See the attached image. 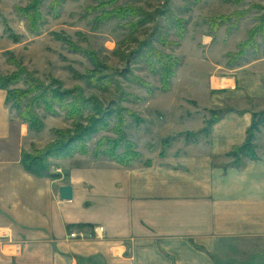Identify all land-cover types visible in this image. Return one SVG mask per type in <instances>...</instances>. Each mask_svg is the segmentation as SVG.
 I'll return each instance as SVG.
<instances>
[{
  "label": "crops",
  "instance_id": "0c3cea01",
  "mask_svg": "<svg viewBox=\"0 0 264 264\" xmlns=\"http://www.w3.org/2000/svg\"><path fill=\"white\" fill-rule=\"evenodd\" d=\"M244 61L212 68V84L228 75L236 89L221 95L210 83L203 107L169 112L181 132L206 137L170 140L130 166L90 151L51 158L48 174L28 170L24 154L46 152L58 124L42 117V130L31 129L0 88V264H264V148L239 165L229 155L254 123L250 101L264 102V58ZM223 96L238 105L209 125L203 110ZM166 123L156 124L175 130ZM63 185L72 200L60 198ZM75 230L90 236L71 238Z\"/></svg>",
  "mask_w": 264,
  "mask_h": 264
},
{
  "label": "rangeland",
  "instance_id": "374dc122",
  "mask_svg": "<svg viewBox=\"0 0 264 264\" xmlns=\"http://www.w3.org/2000/svg\"><path fill=\"white\" fill-rule=\"evenodd\" d=\"M36 6L34 0H0V77L11 81L6 88L0 83V88L8 99L16 91L29 94L19 102L21 111L16 100H8L20 118L36 99L47 96L48 88L54 94L65 91L66 106L84 102L85 111L72 119L60 105L53 106V114L40 102L31 109L41 119L52 116L66 132L59 135L55 130L56 142L71 137L77 144L83 129L95 128L84 133L89 153L99 145L111 147L109 140L122 141L121 153L131 141L140 161L164 154L170 140L177 147L184 138L191 142L206 137L204 131L181 132L169 112L205 105L213 67L226 69L264 58V0H40ZM254 29L260 31L253 40ZM244 42L251 43L246 55L233 57ZM160 59L180 61L167 91L161 83ZM215 82L213 90L225 93ZM190 86L195 88L187 91ZM214 102V109L203 110L207 123L238 105L227 96ZM249 104L255 110L250 139L257 154L256 148H264V102ZM167 121L175 130L158 125Z\"/></svg>",
  "mask_w": 264,
  "mask_h": 264
},
{
  "label": "trees",
  "instance_id": "16d2710c",
  "mask_svg": "<svg viewBox=\"0 0 264 264\" xmlns=\"http://www.w3.org/2000/svg\"><path fill=\"white\" fill-rule=\"evenodd\" d=\"M40 0H34V4L36 6L37 3H39ZM37 7V6H36ZM169 18L173 19V16L169 15ZM175 21V19H174ZM35 21H33L34 23ZM177 23V21H175ZM260 30L254 29L251 33V38L254 40L257 36V33ZM180 37H183V33L180 32L179 33ZM253 44H255V41L252 42ZM251 45L250 42H244L241 47L240 50L232 55L233 57H243L246 55V51L249 49V46ZM157 54V53H156ZM156 56V55H154ZM158 58V57H157ZM164 58V56L162 57ZM166 59H170V58H166ZM160 64L163 66L162 69V75H161V83H162V87L163 90L167 91L171 88V81L172 78L175 75V70L179 67L180 65V61L179 60H175L172 62H168L167 60L164 62L163 59H160ZM10 79L7 78H2L0 77V83H1V87L2 88H6L7 85H9V83L11 81H9ZM35 85H38L37 88L42 89V85L40 86V83H36ZM39 89V90H40ZM47 96H42L38 99H36V101H34L31 105V108L33 107L34 104H43L44 109L50 113L53 114V106L54 105H60L62 108H65V110L68 112V117L69 118H76L79 117L84 111H85V103L82 102L81 100L79 101H74L73 103H70V106H66L65 102L67 101L66 98L68 97V94L64 91V92H55L54 93H50V89L48 88L46 90ZM28 93L26 92H20V91H16L15 93H12V95H9V99H14L16 100L17 104V108L18 111H21V107L19 104V102H21V100L26 97ZM29 95V94H28ZM8 99V98H7ZM8 99V100H9ZM29 108L28 110H25L21 113V119L24 120L26 123L29 124L30 128L35 130V131H40L43 128V121L42 119L34 112L32 111V109ZM107 111V110H105ZM109 114V113H108ZM214 121H211L209 123V125H211ZM256 123L254 122L252 127L249 129L248 131V138L246 140V142L241 145L236 147L231 153H229V155L233 158L235 165H239L241 164V161L244 158H250V159H256L258 156L255 152V147L252 144V139H250V135L252 133V130H254V126ZM122 126V125H120ZM122 128V127H121ZM119 129V132H122V129ZM96 129H91L90 127L83 129L82 133H80L78 136V141H76L77 144H72V141H74V138L71 137H66V140H59V142L56 144L54 143V145H52L49 149L46 150V152H39L36 155L33 154H24L23 160H24V164L26 166V168L30 171H35L38 174H48L49 170L51 168V158H55V159H65V158H71L73 157L75 154H83L86 155L89 153L88 147H87V143H88V138L86 135H84L85 132H90L93 133V131H95ZM207 129L204 130V132H206ZM57 132V131H56ZM62 131L59 130L58 134L60 135ZM62 133H66V132H62ZM90 133V134H91ZM60 137V136H59ZM110 145L108 144L105 149H103V145H99L95 148L93 156L98 158L100 156H105V157H109L111 160L116 161L124 166H130L132 165L134 162L137 161L138 157H139V153L136 150V146L133 142L131 141H127V143H125V150L121 153H118L119 151V147H121L122 145V141L121 140H109ZM110 148V149H109Z\"/></svg>",
  "mask_w": 264,
  "mask_h": 264
},
{
  "label": "built area",
  "instance_id": "2783aa9c",
  "mask_svg": "<svg viewBox=\"0 0 264 264\" xmlns=\"http://www.w3.org/2000/svg\"><path fill=\"white\" fill-rule=\"evenodd\" d=\"M220 82H222V84H220ZM224 82H226L225 84H223ZM215 85L217 86L216 88L218 90L221 89V87H225L223 90H228V89H236L237 87L234 85L233 83V79L230 77H223L222 79H219L218 81L215 82ZM105 231L104 226H97L93 228V233H95L96 235H103ZM90 234L87 233L86 231H80V230H75L70 234L71 238H77V239H84L86 237H89ZM20 251V247H16V253H18Z\"/></svg>",
  "mask_w": 264,
  "mask_h": 264
},
{
  "label": "water",
  "instance_id": "95a60500",
  "mask_svg": "<svg viewBox=\"0 0 264 264\" xmlns=\"http://www.w3.org/2000/svg\"><path fill=\"white\" fill-rule=\"evenodd\" d=\"M59 194L62 200H72L74 198V189L71 185H63L60 187Z\"/></svg>",
  "mask_w": 264,
  "mask_h": 264
}]
</instances>
